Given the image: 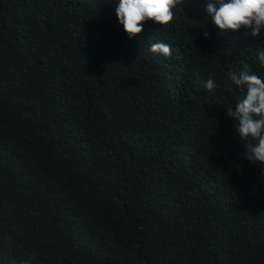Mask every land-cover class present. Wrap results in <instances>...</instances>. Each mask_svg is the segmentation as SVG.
<instances>
[{"label":"trees","instance_id":"16d2710c","mask_svg":"<svg viewBox=\"0 0 264 264\" xmlns=\"http://www.w3.org/2000/svg\"><path fill=\"white\" fill-rule=\"evenodd\" d=\"M118 2L0 0V264H264V165L227 114L264 33L184 0L129 39Z\"/></svg>","mask_w":264,"mask_h":264},{"label":"clouds","instance_id":"9594fccd","mask_svg":"<svg viewBox=\"0 0 264 264\" xmlns=\"http://www.w3.org/2000/svg\"><path fill=\"white\" fill-rule=\"evenodd\" d=\"M184 0H119L115 14L129 39L144 30V24L152 22L159 26L169 25L175 17V9ZM208 21L221 33L245 30L251 37L264 33V0H211L205 8ZM208 33L205 32V36ZM150 51L165 56L171 55V46L155 42ZM260 65L264 67V50L257 54ZM244 60V59H243ZM228 79L244 91L234 110L227 114L235 122V135L244 141V156L255 165H264V77L251 73L247 68L239 72L229 71ZM209 91L217 87L216 81H206Z\"/></svg>","mask_w":264,"mask_h":264}]
</instances>
